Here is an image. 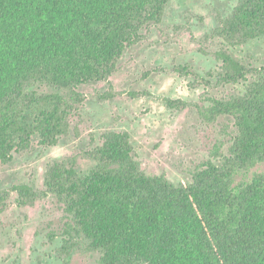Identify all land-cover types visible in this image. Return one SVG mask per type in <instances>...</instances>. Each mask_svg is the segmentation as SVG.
Returning a JSON list of instances; mask_svg holds the SVG:
<instances>
[{
  "label": "trees",
  "instance_id": "trees-1",
  "mask_svg": "<svg viewBox=\"0 0 264 264\" xmlns=\"http://www.w3.org/2000/svg\"><path fill=\"white\" fill-rule=\"evenodd\" d=\"M169 2L0 0V162L29 149L35 135L42 146L57 145L85 100L78 88L108 81L124 52L143 40L142 31L162 23ZM218 21L212 36L227 46L217 53L221 71L204 77L178 66L180 75L194 77L190 89L215 77L224 85L247 78L250 69L229 48L264 36V0H240ZM34 84L56 91H29ZM165 102L172 110L187 107L181 100ZM222 115L235 118L232 159L264 156V83L249 86L243 98L213 100L204 112L208 120ZM133 153L128 132L109 133L89 153L98 166L86 176L55 161L47 169L46 192L28 185L13 191L21 207L48 193L65 201L90 247L103 251L100 264H264V176L236 190L205 187L219 176L208 162L194 173V185L174 187L165 176L132 170ZM8 198L0 191V215ZM72 247L64 245L62 256Z\"/></svg>",
  "mask_w": 264,
  "mask_h": 264
},
{
  "label": "rangeland",
  "instance_id": "rangeland-1",
  "mask_svg": "<svg viewBox=\"0 0 264 264\" xmlns=\"http://www.w3.org/2000/svg\"><path fill=\"white\" fill-rule=\"evenodd\" d=\"M239 2L170 0L162 23L142 31L143 40L124 52L108 81L78 88L85 100L75 106L68 133L57 145L42 146L35 135L29 149L15 152L9 163L0 162V191L9 195L0 215V264H100L103 251L90 247L65 201L48 193L21 207L13 188L28 185L37 193L46 192L47 169L55 161H65L86 176L98 166L89 153L101 147L109 133L130 134L132 170L150 178L165 176L174 187L194 185V173L208 162L219 168V176L204 182L205 187L236 190L264 176V156L231 158L238 133L234 116H204L213 100L243 98L249 86L264 83V36L229 48L250 69L245 80L224 85L215 77L193 90L189 82L194 77H184L176 69L189 65L204 77L221 71L217 53L227 46L212 35L218 16L228 17ZM28 90L56 91L42 84ZM166 99L184 101L187 107L169 109ZM67 243L73 247L62 256Z\"/></svg>",
  "mask_w": 264,
  "mask_h": 264
}]
</instances>
